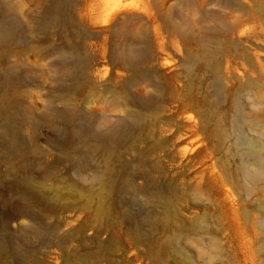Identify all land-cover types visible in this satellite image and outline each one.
I'll use <instances>...</instances> for the list:
<instances>
[{
	"label": "bare ground",
	"instance_id": "6f19581e",
	"mask_svg": "<svg viewBox=\"0 0 264 264\" xmlns=\"http://www.w3.org/2000/svg\"><path fill=\"white\" fill-rule=\"evenodd\" d=\"M30 1L37 9L25 14L15 0H0V207L8 208L0 232V264H49L52 259L60 264H125L126 236L145 247L154 264H197L181 245L183 240L204 264H214L217 241L210 237L204 243L206 229L182 221L187 210L178 205L191 195L198 199L212 192L219 197L208 199L205 210L219 206L222 193L229 196L228 175L215 163L192 172L195 164L207 162H196L203 148L191 153L183 149L197 131L181 118L197 108L199 129L205 132L213 113L207 97L194 95L196 71L212 72L218 101L226 95L219 64L213 60V39L207 34L233 28L221 13L206 7L220 4L240 12L245 10L242 1L197 0L198 22L181 13L165 18L164 1L155 2L153 11L110 0L102 23L106 34L102 43L94 44L95 50L88 41L97 37L83 31L75 14L88 0ZM253 2L264 10V0ZM208 19L211 26L204 24ZM202 22L201 35L195 36ZM31 53L47 64L29 62ZM102 60L107 69H101ZM245 85L255 102L264 101V85L258 91L253 80ZM34 88H46L40 112L26 101ZM98 101L105 107H88ZM232 102L231 130L218 115L216 136L219 143L235 137L244 181H263L264 126L253 128L263 138L250 136L242 93ZM110 112L121 116L113 121ZM52 153L73 164L74 179L59 177L55 165L44 163ZM194 173L197 190L191 192ZM124 192L141 198L145 206L126 207ZM72 212L88 217L66 231L76 219L64 215ZM175 221L182 227H175ZM12 223L16 230L9 228ZM261 223L264 227V213ZM111 227L118 229L117 240L104 241ZM159 231L163 237H156ZM87 232L90 238L84 236ZM35 239L37 246L30 243ZM88 240L100 253L76 257L74 244Z\"/></svg>",
	"mask_w": 264,
	"mask_h": 264
},
{
	"label": "rangeland",
	"instance_id": "374dc122",
	"mask_svg": "<svg viewBox=\"0 0 264 264\" xmlns=\"http://www.w3.org/2000/svg\"><path fill=\"white\" fill-rule=\"evenodd\" d=\"M109 1L110 0H88V3L85 5L80 4L78 10L75 11L76 17H79L78 20L82 22L83 31L86 32V34L97 37V39L88 41V45L94 50V44L102 43V38L106 34L102 23L105 19V10L108 7ZM120 1L131 7L142 10H153L155 2L160 3L164 1L165 7L161 13L165 18L171 17L174 19V15L181 13L199 22V16L194 10L197 8V0ZM241 1L244 4L245 10L240 12H235L220 4H213L206 7L210 12L221 13L226 18L228 25L233 28L230 31L208 32L207 34L213 39L211 42V48L214 51L213 60L219 64L226 95L218 101L212 86V72L208 71L206 74H202L196 71L194 77V95L197 99L207 97L209 100V110L213 113L205 132L199 129L200 119L197 108L188 111L181 118L182 122L193 126L197 131L195 135H191L187 138L186 142L183 144V149L191 153L198 147L203 148V152L199 155L196 162H207L205 165L195 164V168L192 169V172H200L205 169V167L215 163L218 167L217 169H223L228 175L229 185L227 190L229 193H227L229 196L227 198L223 192L220 196V198L223 199V203L219 206H213L211 204L208 212L205 210V204L208 203V199L216 200L215 198L219 197L216 193L212 194V192H203L201 193L202 195L199 194L198 199H195L194 195H191L178 205L180 208L187 210L184 211L182 215V221H185L188 225L200 223L206 229L207 235L204 236V243H206V240L210 237L217 241L219 257L215 259L214 264H264V227L261 223L264 213L263 208H261V203L264 201V180L258 182L244 181L239 175L240 159L235 150V137L230 135L223 143H219L215 133V121L218 115L224 116V124L228 130H231L233 116L235 114L232 101L237 94L242 93L245 102L244 118L246 119L247 132L250 136L263 138L254 132L253 128H255L257 124L264 126V101L261 103L255 102L254 98H252L254 97L253 91H249L245 84L248 79L253 80L257 84L253 89L255 91H258L260 86L264 85V10L257 9L253 0ZM15 2L23 7L25 14H31L37 9V5L30 0H23L22 2L20 0H15ZM81 16L84 19H81ZM204 22L195 27V36L201 35V30L199 28L203 23L207 24V26L212 25L211 19ZM242 32H244L243 36L241 35ZM216 42L218 43L217 45H215ZM169 54L171 57L175 58L176 53L171 45ZM27 59L29 62L35 63L38 67H44L47 64V61L42 60L39 55L32 53L27 56ZM107 68L108 63L102 60L101 69ZM45 86H47V84ZM31 93V97L26 98V101L29 104L37 106L39 108L38 112H40L42 109V102L45 99L46 88H34L31 90ZM88 107L90 109L102 108L105 107V103L98 101L91 103ZM110 113L113 121H116L121 116L119 112ZM28 131L29 130L25 131L26 134ZM59 157L60 155L52 153L44 160V163L49 164V166L55 165L56 173L59 177L62 176L74 179L75 174L72 173L73 171L71 170L73 164L64 163ZM2 170L7 172L8 167L3 166ZM56 173L55 175L58 176ZM195 176L196 173L191 177L193 184L192 190L190 189L191 192L197 190L196 181L194 180ZM124 193L125 196L123 195V200L125 201L124 205L126 207L132 205L135 210H139L141 207L145 206L141 198L133 197L132 199L126 196V192ZM71 203L74 202L71 201ZM216 203L219 204L220 202L216 201ZM7 209L8 208L4 206L0 207V232L3 231V217H6ZM64 216H67L70 221L76 219L66 231L76 228L79 223H82L88 217L86 212H80L78 214L74 212L66 213ZM139 219L140 218L137 217L135 218L138 223L141 221ZM47 224H51V221L49 220ZM174 224L177 228L182 227L181 221H175ZM17 227L16 223L9 225L11 230H16ZM117 232L118 229L111 227L104 241L117 240ZM89 233L90 232H87L84 236L90 238L91 235H89ZM155 235L156 237H163L164 233L163 231H159L156 232ZM30 243L37 246L38 240H32ZM181 245L189 254L194 256V260L197 264H204V261L197 257V250L191 247L186 240L181 241ZM74 246L76 247V257L77 255L83 256V254H90L92 252V254L100 253V250L96 248L92 240H88L83 244L75 243ZM124 246L126 253L123 260H125V264H154L147 257L145 247L135 246L131 236L124 237ZM51 251L58 253L56 249H52ZM112 253L116 258V253ZM60 263L61 260L52 259L49 264Z\"/></svg>",
	"mask_w": 264,
	"mask_h": 264
}]
</instances>
